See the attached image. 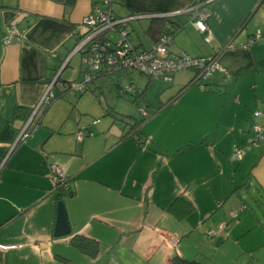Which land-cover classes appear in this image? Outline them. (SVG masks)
I'll use <instances>...</instances> for the list:
<instances>
[{"label": "crops", "instance_id": "crops-1", "mask_svg": "<svg viewBox=\"0 0 264 264\" xmlns=\"http://www.w3.org/2000/svg\"><path fill=\"white\" fill-rule=\"evenodd\" d=\"M99 2L0 0V245L9 248L0 250V264H173L176 257L198 264H264V223L258 228L253 218L239 215L246 198L264 200V145L253 146L250 133L253 113L264 110V43L248 45L264 34V0L213 2L209 44L187 16L174 19L183 28L170 46L172 55L217 57L227 73L215 74L201 91L190 85L193 71L180 72L161 100L144 101L151 118L141 127L143 146L126 136L140 116H103L93 124L67 99H78V93L66 91L65 83L83 79L84 69L62 79L75 58L82 59L74 55L77 26ZM192 2L118 0L114 14L150 16L126 26L129 40L143 28L146 43L130 41L150 49L158 35L148 34L153 19ZM12 25L24 37L7 43ZM51 86L57 100L44 117L46 105L39 110L36 131L15 147ZM17 106L32 115L15 119ZM81 131L85 138L78 141ZM235 148L248 149L243 160H234ZM53 165L72 179L63 199L71 234L62 238L55 237L60 201ZM178 198L192 205L183 218L170 212ZM223 223L228 226L216 237L206 236V229ZM75 236L99 242L96 255L75 247ZM170 236L177 237L176 246Z\"/></svg>", "mask_w": 264, "mask_h": 264}, {"label": "built area", "instance_id": "built-area-1", "mask_svg": "<svg viewBox=\"0 0 264 264\" xmlns=\"http://www.w3.org/2000/svg\"><path fill=\"white\" fill-rule=\"evenodd\" d=\"M118 0H100L99 5L77 26L76 36L78 42L74 50V55H81L83 64L86 69L83 71V80L65 83V88L69 91L84 93L87 87L97 78L102 76H111L117 73L126 72L131 74L137 72L149 80L161 79L171 81L174 76L183 71H193L194 77L192 85L199 87L201 91H206V83L215 74H226V69L220 64L217 57L196 58L188 54L172 55L170 46L175 35L183 27H179L174 23V19L187 16L189 24H192L199 33L204 35L206 43L213 41L212 31L209 25L210 5L216 0H193L192 4L182 11L175 12L169 16H158L167 19L165 28L159 40L152 48L137 47L129 40V31L126 26L136 20L150 18V16H134L129 18H117L114 14V6ZM173 22V23H172ZM118 35L115 41L110 34ZM24 32L19 30L17 26L8 27L7 43H11L15 39H22ZM256 41L264 43V34L258 32L249 39L248 45ZM243 47H247L242 45ZM231 47H235L231 44ZM52 86L48 89L42 102L34 111L32 117L27 122L19 139L16 143H26L36 131L39 123L35 120L39 110L43 106H48L56 98L52 93ZM137 87L130 86L126 90V94L136 93ZM142 122H137L134 130L130 129L129 136L134 137L140 144L144 139L138 134L142 125L151 118L148 106L141 105ZM94 121L93 124H97ZM250 133L252 135L251 144L253 146L264 145V110H256L253 113V121L250 123ZM78 141H83L85 132L81 131L77 134ZM14 147V148H15ZM248 149L235 148L233 158L241 161L245 157ZM51 178L54 188L57 191L70 192L72 179L60 168L53 165L51 167ZM228 224L223 223L216 229H206L205 234L208 238L216 237L219 231L227 228ZM169 242L176 246L178 239L176 236H170ZM9 248L0 245V250L5 251Z\"/></svg>", "mask_w": 264, "mask_h": 264}, {"label": "rangeland", "instance_id": "rangeland-1", "mask_svg": "<svg viewBox=\"0 0 264 264\" xmlns=\"http://www.w3.org/2000/svg\"><path fill=\"white\" fill-rule=\"evenodd\" d=\"M145 27V24L143 25ZM110 37L117 41L118 35L111 33ZM130 40L138 45L139 41L142 40L146 43L147 37L145 35V30L140 26L136 28L134 32H131ZM74 69L68 68L65 76L62 79H74L80 73L81 69H86V65L83 64L82 59L79 57L75 58ZM82 76V75H81ZM83 80V79H82ZM81 80V81H82ZM171 81H165L161 79L149 80L148 78L140 75L137 72H132L128 74L126 72L117 73L111 76H102L97 78L94 83L90 86V90L79 97L81 93H78V99L72 95H68V101H71L72 106L80 105L83 110V117L88 122H94L95 120H104L103 116L117 117L119 115H138L140 120H142L141 105H144V101L149 104H156L161 100V93L165 91L168 86H171ZM137 87V91H143L147 88L145 98L140 104L134 103V98L131 95L126 94L128 87ZM72 93L74 91H71ZM107 110L114 112L113 115H107ZM119 117V116H118ZM120 120L123 118H119ZM247 200V205L241 207L239 215L246 214L250 218H253L251 222H255V227L261 223H264V200L259 199L258 201H253L252 199ZM248 219V217H246Z\"/></svg>", "mask_w": 264, "mask_h": 264}, {"label": "trees", "instance_id": "trees-1", "mask_svg": "<svg viewBox=\"0 0 264 264\" xmlns=\"http://www.w3.org/2000/svg\"><path fill=\"white\" fill-rule=\"evenodd\" d=\"M167 19L165 18H155L153 19V23L151 25V27L149 28L148 30V34L149 35H156V33H158L157 35V38L155 40V42H157L162 34V32L160 33V29L162 27L163 24H166L165 21ZM173 23V22H172ZM179 26V25H178ZM181 27V26H179ZM69 83V82H67ZM190 85H192V81L190 82ZM148 89V86L145 90L141 91L140 93L139 92H136V93H133V94H127V95H131L133 96L134 98V103H137V104H140L142 102V100L145 98V94H146V91ZM66 91H69L68 89L65 88ZM86 92V91H85ZM84 92V93H85ZM83 94V93H81ZM63 96V95H62ZM61 96V97H62ZM57 100V97L51 102L50 105L46 106L47 108L43 111L42 113V117H44L46 115V113L48 112V109L50 108V106ZM31 113V114H30ZM33 112H30L28 109L26 108H23V107H20V106H17L15 108V111H14V118L17 119V118H22V115L25 114V115H29L31 116ZM32 117V116H31ZM129 119V117L127 118ZM142 122V121H139V123ZM136 123L132 126V130H134V128L136 127ZM130 133V132H129ZM138 134L141 135V128L139 129L138 131ZM126 136H129V134H127ZM142 143H145V140L142 141ZM59 192V195H58V200L59 201H63L64 199V196L66 194V192L64 191H58ZM180 205V206H179ZM180 209V210H179ZM192 210V205L190 203H187L185 202L183 199L181 198H178L173 204L172 206L170 207V212H175L176 213V216L180 217V218H183L184 216H187ZM71 243L77 247L82 253H85L89 256H95L96 253L98 252V249L100 247V244L99 242H97L96 240L94 239H91V238H87V237H84V236H75L72 240H71ZM173 264H198L197 262H194V261H189V260H185V259H182L180 257H176L174 258L173 260Z\"/></svg>", "mask_w": 264, "mask_h": 264}, {"label": "water", "instance_id": "water-1", "mask_svg": "<svg viewBox=\"0 0 264 264\" xmlns=\"http://www.w3.org/2000/svg\"><path fill=\"white\" fill-rule=\"evenodd\" d=\"M71 234L66 207L63 201L58 203V216L55 227V237L62 238Z\"/></svg>", "mask_w": 264, "mask_h": 264}]
</instances>
